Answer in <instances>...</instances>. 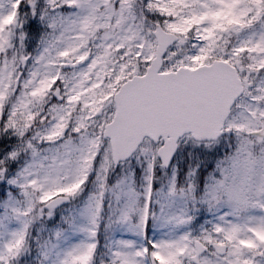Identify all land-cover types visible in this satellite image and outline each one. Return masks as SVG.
Instances as JSON below:
<instances>
[{"label": "rangeland", "instance_id": "rangeland-1", "mask_svg": "<svg viewBox=\"0 0 264 264\" xmlns=\"http://www.w3.org/2000/svg\"><path fill=\"white\" fill-rule=\"evenodd\" d=\"M14 1L15 0H0V21L11 15V6ZM43 1L45 4H55L58 1L71 2L72 0ZM129 1L130 0H121L122 4L120 5V10L115 9V13L118 17L129 12H126L130 9ZM164 1L178 2L179 0ZM227 1L228 0H201L202 5L200 9L195 12V16L200 21V29L203 32L207 30V23L211 20L213 14H216L221 9L222 5L227 4ZM89 5L90 4L87 0H82L80 9L68 16L62 12L49 13L42 5H39V12L35 13L36 25L39 29H41L42 26L44 30V37L43 39L33 40L35 55L28 65L30 73L17 98L19 103L25 102L30 105L33 102V93L45 86L49 74L53 76V70L51 69L49 63L51 58L55 59V57H59L58 55H62L68 50H72V53L76 55L81 53V50L76 49V46L81 41V38L79 37L81 28L84 24H86V19H89ZM148 5L153 10L157 7L155 0H150ZM163 7L172 11V9L167 7V5H163ZM25 17L26 16L23 13V16L20 18L21 21H17L16 24L19 23L18 25H20ZM109 17L110 15H104V19H108ZM169 25L173 28L182 29L185 24L181 27L180 21H177L169 23ZM110 41L120 42L121 38H114L110 36L106 42L109 43ZM239 45H248L258 56L257 61L262 62L264 60V55L259 56V52H263L264 49V33L258 32L255 37L251 36L250 38H244ZM91 62H94V60ZM11 71L12 69L6 70V72L0 75V89L2 87H7L3 93L9 92V88L11 87L9 86L10 83L12 85L13 81L11 82ZM72 76V72L67 75V79L70 81L71 86L72 83L74 85H79L77 82L79 72H77L73 77ZM256 90L255 94L258 96H264V78L259 80ZM74 91L75 87L72 89L71 94H73ZM13 108L14 107L11 108L8 116H5L4 127L8 133L13 136H17L19 134V127L16 126V116H18V114H16L15 109ZM262 109L263 107L260 105L257 106L258 112H261ZM11 112L13 113V116H11ZM59 120L60 118L55 119L54 122H52V131L55 130ZM246 120L247 122L244 126L247 129L259 126L255 122H251L249 118H246ZM244 153H247L246 147H243V151L241 150L240 156L235 159L231 170L229 171L228 169V172L224 173V180L219 182V187L227 188L228 199L226 202L219 205L217 213L213 217V222L216 226H220L225 233L223 236L224 239L231 241L233 248L232 252H235L238 247L237 241L233 240L235 236L240 239L247 238L249 228H253L258 232L264 231V222L259 213L255 210L248 215L243 225H240L233 218V211L235 207L237 208L240 204L238 202L241 200V195L244 189L243 184L245 168L249 167V163L254 166L250 157L248 158V153ZM66 160V157H63L64 173L68 170ZM37 162L41 165L43 170L40 178L36 173L37 167L35 168L33 167V164H30L24 170L23 180H27V182L37 180V182L42 187H46L45 190H47L51 183L56 181L61 172L58 165H56V161L54 162L51 171L46 169L43 160L39 159ZM260 165L261 166L258 171L259 174H257V177L259 178L255 184H259L264 175V158ZM228 179H230V183L228 182ZM216 188L217 184L210 188L212 196L215 194ZM116 195L118 198H116L115 201L119 206V219H121L122 224L118 226L116 232L117 234L112 239L111 256L113 259H121V264H139V260L137 259V252L139 251L138 242L133 237V229H131L128 221L126 220L127 209L131 206L133 201L129 191L128 182L127 184L121 183L117 186ZM160 200L162 204L160 205V211L153 217V230L150 238L155 244V254L161 258L163 264H169V261H171L173 257L174 248L179 245L178 238L180 233L174 230L171 222H175V219L178 216L180 203L175 199H172L168 193H162L160 195ZM7 207L12 208V205L7 203ZM89 216V204H87L77 212L70 232L64 233L61 237L56 236L55 239L50 237V235L42 237L43 243L40 247V251L41 254L45 255V262L42 264H66L72 258H76L80 255L83 247L85 246L83 235L86 229V220ZM10 219L11 214L2 209V211H0V257L3 253L5 254L8 251L11 242L16 236L12 224H9ZM232 261L233 255H230V257L224 262L215 258H205L206 264H232Z\"/></svg>", "mask_w": 264, "mask_h": 264}]
</instances>
